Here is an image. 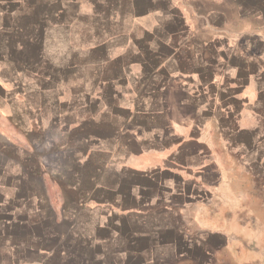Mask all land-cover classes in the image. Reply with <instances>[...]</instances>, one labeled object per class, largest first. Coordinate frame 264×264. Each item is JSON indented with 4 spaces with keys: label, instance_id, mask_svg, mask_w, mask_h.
Here are the masks:
<instances>
[{
    "label": "crops",
    "instance_id": "obj_1",
    "mask_svg": "<svg viewBox=\"0 0 264 264\" xmlns=\"http://www.w3.org/2000/svg\"><path fill=\"white\" fill-rule=\"evenodd\" d=\"M128 1L105 0V19L130 18ZM139 1L170 20L136 28L139 89L150 82L118 106L120 122L106 114L109 132L94 136L85 162L76 157L79 169L65 156L51 167L50 146L40 152L0 106V264H264V26L201 29L172 9L183 0ZM234 1L240 15L264 17V0ZM48 26L30 0H0V104L52 90L53 61L39 71L32 53L20 55ZM199 36L208 55L195 50ZM114 40L97 37L94 61ZM131 63L106 78L114 103ZM38 79L47 87L36 90Z\"/></svg>",
    "mask_w": 264,
    "mask_h": 264
},
{
    "label": "rangeland",
    "instance_id": "obj_2",
    "mask_svg": "<svg viewBox=\"0 0 264 264\" xmlns=\"http://www.w3.org/2000/svg\"><path fill=\"white\" fill-rule=\"evenodd\" d=\"M183 1L188 8L179 4L173 5L172 9H180L186 23L198 24L201 29L209 21L212 24L220 21L242 24L248 29L251 26H264L262 16L240 15L239 6L234 0ZM30 2L34 5L36 16L40 15V18L47 19L48 27L55 29L50 32H35L33 52L23 48L20 55L30 56L32 53L35 57V67L39 71H42L45 63L51 59L55 67L59 68V78L54 84L50 83L52 90L46 91L45 97L36 92L29 99L28 104H26L28 100L24 97L12 104L1 103L0 106L6 115L16 122L19 134L31 137L40 152L43 147L50 146L51 167L56 164L60 156H65L66 164L70 169H79L80 164L76 157L84 153L82 161L85 162L88 159L85 152L89 143L94 140V136L109 132V127L105 124L108 118L106 114L115 117L116 123L118 120L120 122L121 113L118 111V106L129 104L138 95H143L150 82V80L143 81L144 87L139 89L138 78L144 70L136 55L138 54L136 41L143 33L136 28H139V25L148 28L158 27L168 24L170 20L169 17L162 18L154 12H145L148 5L139 0L124 4L130 18L118 16L110 19L104 17L107 8L105 0H30ZM189 8H194L195 16L189 14ZM128 26L131 31L125 30ZM122 28L125 32L121 31ZM105 33L112 35L115 40L104 49L105 57L97 62L94 61L97 37ZM210 37L215 39L217 36ZM205 39L199 36L195 39L194 46H197L195 50L208 55L201 47ZM157 48L159 50L160 47ZM162 51L170 55L168 49ZM129 60L132 61L133 75L126 81L122 99L114 103L111 98L112 90L109 89L106 78L115 76L121 70L123 63ZM47 84L45 80L38 79L33 86L39 90L43 86L47 87ZM174 99L177 100L178 97ZM94 103L99 106L96 108L99 112H97L99 118L97 121L94 120ZM32 115L35 123L39 122L35 131H32ZM55 119H58L57 123H54ZM60 137L66 139L65 144L57 142ZM70 177L71 175L67 174V178ZM67 197L75 201L78 195L67 192ZM225 258L234 259L229 256ZM260 259L263 261L262 257ZM245 260H255V256H243L242 261ZM176 264L190 263H187L186 259L182 261L180 259ZM236 264H238L237 258ZM259 264L263 263L259 262Z\"/></svg>",
    "mask_w": 264,
    "mask_h": 264
}]
</instances>
